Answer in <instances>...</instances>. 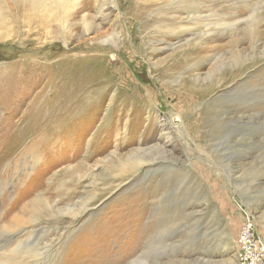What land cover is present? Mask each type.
I'll list each match as a JSON object with an SVG mask.
<instances>
[{
  "label": "rangeland",
  "instance_id": "374dc122",
  "mask_svg": "<svg viewBox=\"0 0 264 264\" xmlns=\"http://www.w3.org/2000/svg\"><path fill=\"white\" fill-rule=\"evenodd\" d=\"M110 1L103 19L95 0L83 12L0 0V237L14 224L26 232L4 249L39 232V246L50 248L38 264H240L245 213L264 235V0L211 2L237 31L211 26L216 51L185 62L186 40L159 43L157 22L141 32L134 0ZM253 15L260 35L245 44L248 68L234 82L260 90L249 112L230 84L212 88L229 73L210 70L229 59L228 41ZM192 73L205 94L179 88ZM89 82L98 90L88 96ZM62 93L71 109L39 139ZM34 140L35 152L25 150ZM46 185L56 195L43 194Z\"/></svg>",
  "mask_w": 264,
  "mask_h": 264
},
{
  "label": "bare ground",
  "instance_id": "6f19581e",
  "mask_svg": "<svg viewBox=\"0 0 264 264\" xmlns=\"http://www.w3.org/2000/svg\"><path fill=\"white\" fill-rule=\"evenodd\" d=\"M38 1H45V0H29V2L31 4L38 3ZM50 1L57 2L58 5H61V6H65V5L71 3L73 8H76V9L78 8L79 12H81V11L83 12L86 9L85 6L88 5V2L90 0H50ZM213 1L214 0H209V2H207L205 0L204 1L203 0H142V2H140L139 0H134V1H132L133 7L135 8V13H134L133 18L134 19L139 18L143 21V23H141L142 25L140 27L141 32H145V30L147 28H149L150 25L153 24V22L154 23L157 22V24H158L157 25L158 26L157 31L160 32V34H161L160 35L161 39L159 40V43H161V44H162V42H164V43L166 42L167 37L179 38V39H177V42L167 44L170 46L177 44V43H181L183 40L184 41L186 40L185 41L186 47H185V49H183V51H181L184 55V58L181 59L180 61H182V62L187 61L189 56H193V55L199 56L198 51L201 54H203V56L209 57L211 55V53H213L217 49V45H215V46L210 45L211 44L210 41L213 42V39H208L209 35L213 31L215 32L217 30V32H218V30H223V29H231V30L237 31L236 25H235L236 23H233L230 25L229 23L225 22L224 21L225 14H219V11L214 8L215 4L211 3ZM95 2H96V5L98 7L99 15H101V18H103V19L107 18L108 15L111 14V12H112L111 10H113V9L110 6H112V5L116 6V4H113L112 1L108 2V0H95ZM169 4L171 5L170 7H165L166 5H169ZM155 6H157V8L159 10L158 12L155 11L156 13L154 12V9H153V7H155ZM162 8H163V10H161ZM50 11H52V10H50ZM179 13H180V15H179ZM256 15H253L252 19L250 21L246 22L247 25L246 24L245 25H246L247 29L243 30L244 33H243V31L241 32V33H243L241 37H236V35H235L234 37L232 36L233 38L228 41V44L232 46V50L230 51L231 55H230L229 59L228 60L227 59H219L220 57L217 58L216 62L213 63L212 68L210 70V72H211L210 75H212V76L220 75L222 73V71H226L229 73L228 77H226L224 80H222V82L215 84V86H213L212 88L214 90H217L216 88H218V87L220 88V86H222V85L230 84V86L227 90L228 94L232 97L238 96L241 109H243L245 111H249V112L257 110V107L259 106L258 103L253 105L252 102L254 100H257L260 97L261 92H260V90H257V92L255 93V92H252L251 90L249 91L247 88L239 89L238 86L236 85V83H234V82L241 75V73L248 68L249 55L246 53L247 51L245 52V50H244L245 44L248 43L247 41H253L256 37H258L260 35V33L254 29V27H256L260 22V16H256ZM84 16L86 18L87 15H84ZM136 20H138V19H136ZM211 26H216V28H214L212 30V32L210 30V29H212V28H210ZM228 26H230V27H228ZM85 27H89V25L87 24ZM89 30L90 29H88V31ZM183 33H186V35H188V37L186 39H185V37L181 36ZM114 37L117 38V35L115 34ZM151 38H153V36H149L147 34L146 42L149 43ZM207 40L210 43L203 45V42H206ZM180 46L182 47L183 45H180ZM126 49L131 51L130 47H127ZM176 55L174 54L173 56H176ZM167 60L165 59V63L168 62ZM155 67H157V70H158L161 67H163V65L162 66L157 65ZM166 68L169 71H172L171 70L172 65H166ZM169 71H166V73H168ZM211 77H209V78H211ZM201 80L202 79L198 78L194 73H192V74L182 78L181 85L179 88L181 89L183 87V88H186L188 91L196 92V94L203 95L207 91L203 90L204 83ZM240 80L244 81L243 78H240ZM211 82L213 84V80H211ZM211 82H210V84H211ZM96 90H98V89H96ZM96 90H95L94 84L92 82H89V87L87 88V92H83V93L84 94L87 93V95L89 96L91 94V91H96ZM148 93H149L150 97H148V99H143V102L148 101V103H150V101L153 100V97H152L153 95L151 96V93L149 91H148ZM70 97H71V95L65 94V93H62V95L58 94V96H56L54 103H53V107L55 110H53V111L48 110L49 113H46V115H45L49 119L46 122L47 124H42L40 126V130L35 135L40 136L42 134H46L49 132L47 130L50 127L54 128L56 119H58V117H60L61 115H64V113L68 112L69 109H71V108H67L68 106L65 105L64 102L63 103L59 102L60 99L71 100ZM129 97H131V96H129ZM73 98H75V97H73ZM140 99H142V98H140ZM56 110L59 113L56 114V118L54 119L53 118L54 115L53 116H51V115H52V112H55ZM151 116L149 114V116H147V118L150 120ZM177 120H178V118L171 117L170 119H168V123H169V125L170 124L173 125V123L174 124L177 123ZM174 126L175 125H173V127ZM163 129L164 128H162L161 130H163ZM182 132L183 131H181L179 129L178 134L180 135ZM32 138H34V137H32ZM40 138H41V136L39 137V139ZM38 140L37 141L34 140L31 145H29L25 148V150H27V151L29 150V151L33 152L34 146H36V143L38 142ZM34 152H35V150H34ZM48 185H46V186H48ZM45 193H50L51 195H53V194L56 195V189L53 186H48L45 189V191H43V194H45ZM98 196H100V195H98ZM47 197H49V196H47ZM68 198H70V197H68ZM34 199H36V198H34ZM35 207H36V205H35ZM84 208H86V207H84ZM23 209H26L27 212H29V213L33 211L29 208V206H25ZM19 226H21V225L14 224V225L8 226L6 229H4L1 232L2 238L4 237L5 239H7V236H8L9 239H7L8 240L7 243H6V241H4V244H3V240L0 237V264H25V262H27L28 259H31V258H34L35 264L40 263V261H42L45 258V254L48 253L50 246L49 247L39 246L40 240H41V237L39 236V232H36L32 235L26 236V241L16 244L10 250L11 254L6 252V250L4 249L5 244H11L12 245L15 240L20 239L26 235V232L24 230H18L16 232H13V230H15V228L20 229ZM27 245H30L29 248L27 247ZM244 261H246V260L242 259V261H239V262H240V264H244Z\"/></svg>",
  "mask_w": 264,
  "mask_h": 264
},
{
  "label": "built area",
  "instance_id": "2783aa9c",
  "mask_svg": "<svg viewBox=\"0 0 264 264\" xmlns=\"http://www.w3.org/2000/svg\"><path fill=\"white\" fill-rule=\"evenodd\" d=\"M238 240L241 249L246 250L244 264H264V235L246 219V213Z\"/></svg>",
  "mask_w": 264,
  "mask_h": 264
}]
</instances>
